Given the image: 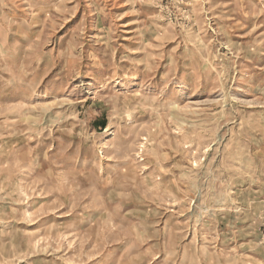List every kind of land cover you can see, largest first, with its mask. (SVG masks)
<instances>
[{
  "label": "rangeland",
  "instance_id": "374dc122",
  "mask_svg": "<svg viewBox=\"0 0 264 264\" xmlns=\"http://www.w3.org/2000/svg\"><path fill=\"white\" fill-rule=\"evenodd\" d=\"M0 264H264V0H0Z\"/></svg>",
  "mask_w": 264,
  "mask_h": 264
}]
</instances>
